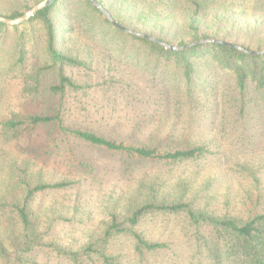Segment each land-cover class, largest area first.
Masks as SVG:
<instances>
[{"label":"trees","instance_id":"16d2710c","mask_svg":"<svg viewBox=\"0 0 264 264\" xmlns=\"http://www.w3.org/2000/svg\"><path fill=\"white\" fill-rule=\"evenodd\" d=\"M1 1L9 7L5 12L0 9V17L16 19L42 0L32 4L29 0ZM96 1L122 26L163 43L184 47L220 40L246 52L215 42L171 51L113 26L88 0H56L19 26L0 22V77L17 74L24 83L26 104L36 107L17 109L0 121V264H42L37 250L47 244L46 236L54 224L66 219L64 203L46 206L38 200L44 193L74 184L48 170L49 161L66 154L60 143L73 139L159 165L196 162L209 153L207 146L173 131L132 146L68 126L65 99L85 91L86 86L69 76L67 69L87 67L85 56L94 47L119 63L140 66L153 78L167 81L186 101L201 89H207L209 95L223 88L229 104L241 105L242 115L258 101L264 105V54L249 53L264 51V0ZM76 35L92 41L83 44L88 53L66 45V38L72 41ZM8 47L11 52L6 56ZM31 53L34 63L28 65ZM160 180L158 176L143 178L125 203H113L119 208L108 207L107 220L95 241L79 251L52 241L47 244L49 252L73 264H112L115 258L110 255V245L120 236L128 237L140 255L158 251L165 244L148 239L138 227L146 216L161 213L183 216L198 234L199 244L204 242L210 264H264V208L251 210L245 219L219 216L196 207V199L188 196L189 186Z\"/></svg>","mask_w":264,"mask_h":264},{"label":"rangeland","instance_id":"374dc122","mask_svg":"<svg viewBox=\"0 0 264 264\" xmlns=\"http://www.w3.org/2000/svg\"><path fill=\"white\" fill-rule=\"evenodd\" d=\"M33 1L29 0L31 4ZM8 7L6 1L0 2L3 12ZM62 21L60 14L58 23ZM84 43L92 41L81 35L74 36L72 41L66 38L68 47L78 46L87 52ZM5 51L8 56L11 47ZM91 53L85 56L87 67L67 69L69 76L86 86L85 91L71 93L65 99L68 126L91 130L132 146H141L153 136L162 137L173 131L207 146L209 153L196 162L159 165L73 139L60 143L66 154L49 161L48 170L52 175L59 174L58 178L73 180L74 184L63 191L44 193L38 199L46 206L59 202L66 206V219L54 224L46 236L47 244L54 241L79 251L95 241L107 220L108 207L119 208L113 203H125L148 176L189 186V198H195L196 207L201 206L208 213L245 219L251 210L264 208V105L258 101L253 110L248 108L242 115L241 105L229 104L223 88L209 95L205 94L207 89H201L194 99L186 101L167 81L153 78L140 66L119 63L100 47H94ZM33 58L32 53L28 55V65L34 63ZM23 85L15 73L0 77V121L17 109L36 108L26 104ZM2 173L1 170L0 176ZM138 230L165 247L140 255L128 237L120 236L110 245V255L115 258L112 264H210L204 242L199 244L198 234L181 215H148ZM47 244L37 250L41 263L73 264L49 252Z\"/></svg>","mask_w":264,"mask_h":264},{"label":"water","instance_id":"95a60500","mask_svg":"<svg viewBox=\"0 0 264 264\" xmlns=\"http://www.w3.org/2000/svg\"><path fill=\"white\" fill-rule=\"evenodd\" d=\"M56 0H42L40 3H38L37 5H35L32 9H30L29 11L25 12L21 17H18L16 19H7V18H3L0 17V22L4 23L8 26H19L22 25L26 22H28L30 19H32L34 16H36L40 11L50 7L51 5L54 4ZM90 3H92L97 9H99L102 14L108 19V21L115 27H117L120 30L123 31H127L128 33H131L137 37L143 38V39H147L149 41L152 42H156L158 44H160L161 46L165 47L166 49H169L171 51H179V50H183L186 48H190L194 45L197 44H201V43H206V42H215V43H219V44H225V45H229V46H235L232 45L230 43H226L220 40H203V41H199V42H195L193 44H190L188 46H184V47H177V46H172L166 43H163L149 35L146 34H142V33H135V32H131L129 30H127L125 27H123L121 24H119L113 17L112 15L100 4L98 3L96 0H88ZM237 49L241 50V51H245L242 47H238L235 46ZM246 52V51H245ZM250 54H264V51L262 52H249Z\"/></svg>","mask_w":264,"mask_h":264}]
</instances>
